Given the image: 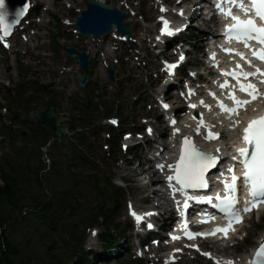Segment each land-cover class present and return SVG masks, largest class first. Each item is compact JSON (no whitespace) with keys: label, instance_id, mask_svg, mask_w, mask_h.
<instances>
[{"label":"snow or ice","instance_id":"6c2138e0","mask_svg":"<svg viewBox=\"0 0 264 264\" xmlns=\"http://www.w3.org/2000/svg\"><path fill=\"white\" fill-rule=\"evenodd\" d=\"M227 3L229 6L224 7ZM28 5H25L21 12L17 13L19 17L25 11L28 10ZM218 11L231 21V23L225 25V38L229 41L233 39L238 43L243 44V46L248 49L254 58L264 63V0H247V6L245 0H220L216 5ZM233 8H238L242 12L244 18L239 15L234 14ZM161 11H167L166 8H161ZM7 15L5 0H0V29L3 31L4 36L10 35L11 25L5 24V17ZM181 15L183 13L181 12ZM163 21L162 33L171 35L173 30L169 26V22L161 18ZM178 31V30H177ZM2 38V37H0ZM252 42L259 45V48L252 47ZM226 53H234L244 60L249 67H255L252 61L245 56L243 52L238 50L226 48L224 49ZM213 60H215V54H213ZM184 60V56H180V61ZM179 66L176 64L165 63V70L168 74L174 75L175 69ZM236 69H240L237 71ZM236 69L231 72L222 70V75L231 76L236 80L239 87V91L246 94L249 99H240L235 92V88L228 92L229 98L233 102V107H228L223 102L218 101V106L224 113L229 116H239L242 110H246L247 106L257 101L264 93H261L258 86L251 82L252 78L259 76L261 78V83H264V69L256 67L255 72H248L243 70V66L240 64L236 65ZM247 81V83H245ZM221 89L229 87V81L226 79L220 85ZM215 98V93H210ZM201 104H204L201 101ZM195 108L196 105H190ZM165 109L168 108L167 104H164ZM205 107H208L205 105ZM111 123L116 124V120H112ZM173 124L176 121H172ZM241 123L240 120H236L230 127L235 128ZM204 126L203 119L198 123L196 132L199 134L200 127ZM151 132V129H148ZM179 132V129H176ZM220 134L214 133L211 129L208 130L205 136L206 140L219 139ZM243 147H236L235 154L231 155V160L234 162L227 168V172L230 177H226L223 181L224 191L226 195L221 196L219 193L215 196V200L218 203L213 204V197L208 195H196L189 196L186 193V189H208L209 180L207 177L208 172L217 167L220 162V156L215 152H205L200 149L196 144L189 138L184 137L181 145V150L179 156L177 157L174 164H158L157 167L163 170L165 167L171 170V175L167 177L169 186L173 189V197L177 192L184 193L186 199L184 200L183 207L187 208L189 206V200H196L197 202H206L208 204H213L214 207L220 209L221 212L225 213L228 220V227L216 228L211 233H199L193 234L187 232L189 239L193 238L194 235L209 236L216 235L217 233H222L224 238H227L230 231H235L232 227L233 223L243 222V217L240 212H250L253 209H258L260 204H264V115H260L256 118H252L247 122V125L242 130V135L240 137ZM126 147V146H125ZM220 149H216V152H220ZM242 168V181L241 177L236 175V165ZM221 176L224 173H220ZM238 181H241L243 186L248 189L250 199L245 201V206L243 209L237 208L240 203L239 200V189ZM180 202L177 201V206L179 207ZM131 214L139 222L143 217L132 211ZM151 215V213L147 214ZM151 227V225H149ZM187 229V225H185ZM175 239V237H174ZM193 247H197L193 245ZM197 250L199 248L197 247ZM206 256H210V253H203ZM219 264V261H217ZM226 264H234V261H227ZM249 264H264V242L260 244V247L256 253V258L249 262Z\"/></svg>","mask_w":264,"mask_h":264},{"label":"rangeland","instance_id":"374dc122","mask_svg":"<svg viewBox=\"0 0 264 264\" xmlns=\"http://www.w3.org/2000/svg\"><path fill=\"white\" fill-rule=\"evenodd\" d=\"M73 4L77 8H83L81 0H72ZM85 1V0H83ZM145 5L148 4L146 0L143 1ZM22 61L29 62L31 60H28L26 57L21 58ZM14 57L9 54H1L0 53V85H2V82H9V85L12 83H19L18 79V67L20 64V59L17 58L16 61H19L18 66H11V64H14ZM43 64L47 63V61H43ZM27 65V63H25ZM43 64L36 62V69H39L40 71H43L44 69H47L43 66ZM49 64L52 67H55L57 63L55 61H49ZM11 70L16 71V77L13 75V73L5 72V68L8 67ZM135 73V72H134ZM47 75H39L37 78L41 81H50L46 78ZM4 86V85H3ZM141 91H144L143 88L140 89ZM148 93V92H146ZM4 93L2 90H0V98L4 97ZM128 95V93H127ZM142 97L145 98V95L142 94ZM59 112H68L72 115H75L76 113L74 111H71L70 108L67 106L65 107H59ZM127 111H129V107L127 109H124L122 111L123 115H127ZM146 113L147 111H136L129 114L130 119H135V117L140 113ZM16 151L11 152L8 149L7 142L2 146V149H0V156L1 154L4 156L5 154L10 155L9 159L12 162V172L18 174L17 176V192L19 195V205H21L23 208L17 209L12 208L8 206H4L1 210V214L5 216L10 217H16L19 212H21V215L24 217L23 221H21L19 224L15 225L14 227H6L5 235L10 237V240L17 244L18 248L20 249L21 253L25 256L28 255H34L33 257H37V264H63L65 262V252L63 251V254L60 255L59 261L60 263H57L56 260H52L51 257L55 255V250L47 249V244H50L51 240H48L50 236H46V233L48 230L45 228L44 221L42 220L41 216H38L37 213L33 212V205L35 200H44V197L52 200L53 197L48 194L47 186L48 187H55L56 189L63 191L66 190L70 182L67 183V174H77L74 170H67V159H65V155H61V159L55 157L53 155V151L51 148H44L43 146H40L39 152L36 147H33L30 144H27L26 142L18 141L15 143ZM62 151H64V148H61ZM47 154L50 163L45 162L46 158L45 155ZM52 158L56 160V166H54V169L52 168ZM40 165H45L44 170L40 172V175L44 177V190H41L37 187L35 182V171L36 168ZM137 165V163H136ZM135 165V166H136ZM9 170V169H8ZM89 173H84L82 178L86 179ZM125 173H117L118 177L123 176ZM67 176V177H66ZM71 181V176L68 177ZM2 182L0 181V185ZM59 193V192H58ZM57 193V194H58ZM59 199L68 200L67 197L64 195H57ZM55 204L57 202H54ZM70 220V218L68 217ZM73 219V218H71ZM51 239V238H50ZM54 246L62 247L61 240L54 238L53 239ZM95 242L94 246L90 245L88 247L93 248L94 250H99L98 243L93 240V243ZM46 243V244H45ZM86 248V246H85ZM64 262L62 263V261ZM34 261V260H33ZM102 264V263H99ZM114 264V263H111ZM204 264V263H203Z\"/></svg>","mask_w":264,"mask_h":264},{"label":"trees","instance_id":"16d2710c","mask_svg":"<svg viewBox=\"0 0 264 264\" xmlns=\"http://www.w3.org/2000/svg\"><path fill=\"white\" fill-rule=\"evenodd\" d=\"M0 180L2 181V186H0V209L6 205L10 207L19 206V199L17 195V177L13 175L12 172H6L4 169H0ZM37 186L41 187V182L37 180ZM50 194L56 197L54 188L49 189ZM64 196L72 195L73 200L75 201L82 195L78 192L75 185L68 187L66 192H62ZM59 201V200H58ZM57 201V202H58ZM72 200L59 201L56 204V213H58L57 219L52 217L53 213V200L49 201H38L34 206L35 212L42 215L44 220L47 222V226H51V230H56V221L61 219L62 213L67 211H73V205L75 202ZM20 208H18L19 210ZM23 216L18 213L17 218L6 217L0 214V264H37L38 260L36 257L33 258L32 255L25 256L21 253L18 246L10 240L8 236L4 234V228L9 226H14L20 223L23 220ZM35 260V261H33Z\"/></svg>","mask_w":264,"mask_h":264},{"label":"water","instance_id":"95a60500","mask_svg":"<svg viewBox=\"0 0 264 264\" xmlns=\"http://www.w3.org/2000/svg\"><path fill=\"white\" fill-rule=\"evenodd\" d=\"M46 118H47L48 120H53V119H55L54 116H53V113H52L51 111L48 112V115H47ZM40 120H42V119H40ZM55 121H57V119H56ZM45 125H46V127H47L49 130L53 129V131H54L55 133H57V134L62 133L64 130H66V126H64V125H62V126H57V127H54V128L49 127L48 124H45Z\"/></svg>","mask_w":264,"mask_h":264}]
</instances>
